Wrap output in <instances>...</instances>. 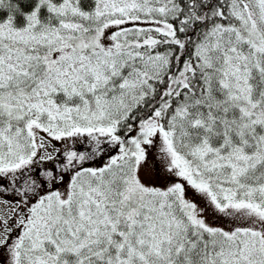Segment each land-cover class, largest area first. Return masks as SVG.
<instances>
[{
  "label": "snow or ice",
  "instance_id": "snow-or-ice-1",
  "mask_svg": "<svg viewBox=\"0 0 264 264\" xmlns=\"http://www.w3.org/2000/svg\"><path fill=\"white\" fill-rule=\"evenodd\" d=\"M0 264H264V0H0Z\"/></svg>",
  "mask_w": 264,
  "mask_h": 264
}]
</instances>
